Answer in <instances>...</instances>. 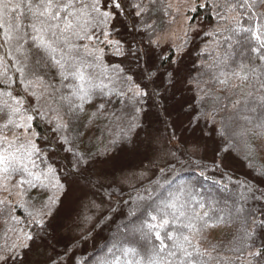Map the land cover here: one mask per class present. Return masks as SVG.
Listing matches in <instances>:
<instances>
[{
	"label": "snow or ice",
	"instance_id": "6c2138e0",
	"mask_svg": "<svg viewBox=\"0 0 264 264\" xmlns=\"http://www.w3.org/2000/svg\"><path fill=\"white\" fill-rule=\"evenodd\" d=\"M185 2L186 12L211 8L219 20L229 17L221 15L217 8L235 13L230 19L235 27L230 30L250 32L258 46L251 48L252 66L245 71L241 65L242 75L231 74L245 81L256 78L264 89V79H260L264 77V23L259 20L264 13L251 11L257 3L264 5V0ZM148 11L143 0H0V188L7 191L11 183L18 189L22 199L15 207L24 209L25 220L15 216L12 219L28 229H14L16 239L0 246V264H29L30 253L40 247L55 251L52 241L61 228L70 227L69 177L81 164L101 174H111L114 179L116 173L129 167L143 168L145 160L152 164L148 151L153 141L148 131L150 123L145 124V120L153 109H157L155 115L163 116L166 130H170L169 141L192 154L212 152L217 167L226 163L221 155L225 149L219 148L214 137H223L230 125L221 121L222 126L216 127L217 110L207 112L204 108L209 93L202 86L203 73L193 76L195 69L186 63L189 37L195 40L201 24L196 16L185 14L183 42L169 44L157 35L156 25L147 22ZM245 18H256L255 28H245L241 23ZM219 75L226 73L220 71ZM113 95L122 110L130 106L131 113L123 117V125L110 134L102 147L79 151L76 141L84 133L77 130L75 137L66 134L70 120L65 121L60 109L53 108L49 101L59 96L61 108H66L64 114L77 120L86 105L94 106L88 118L91 124L94 117L115 115L108 113ZM257 99L264 111V96ZM250 103L244 100V111L256 113L257 108L249 107ZM239 104L238 100L233 105L237 113ZM254 118L239 116L250 123ZM228 120L231 122L233 117ZM36 121L47 126L49 135L41 136L34 126ZM260 127L264 128V117ZM41 140L47 147L38 146ZM61 150L74 160L66 175H61L63 169L57 166ZM16 176L19 179L13 180ZM37 189L38 195L31 197L29 190ZM153 195L150 193L147 199L152 200ZM182 197L183 189L167 196L160 193L152 205L146 206V211L151 208L148 219L129 229L133 239L120 249L123 264H203L199 257L211 256L200 250L199 242L193 244V236L199 241L206 239L204 231L214 226L209 223L213 217L208 211L201 214ZM252 198L264 199V193ZM198 203L200 208L205 207L203 202ZM216 219L223 222L224 217ZM242 232L248 264H264V207L244 218ZM137 236L142 243H138ZM60 259L48 256L45 264H58ZM101 264H121V258Z\"/></svg>",
	"mask_w": 264,
	"mask_h": 264
},
{
	"label": "trees",
	"instance_id": "16d2710c",
	"mask_svg": "<svg viewBox=\"0 0 264 264\" xmlns=\"http://www.w3.org/2000/svg\"><path fill=\"white\" fill-rule=\"evenodd\" d=\"M226 2L230 0H220L221 4ZM143 3L149 8L145 16L147 22L156 25L157 34L162 33L169 24L168 0H143ZM216 11L228 16L229 20H219L211 8H198L196 13L187 11L188 15L197 17L201 24V31L194 41L191 40V36L189 37L186 63L190 69H195L192 72L193 76L200 72L203 73L202 86L209 93L205 98L204 108L207 112L217 110L216 127L222 126L221 121L230 125L223 137H214L219 148L225 149L221 155L225 157L226 163L217 167L213 164L214 154L210 158L206 155L195 156L177 144L174 147L177 155L174 162L164 166L163 171H158L145 182L128 189L104 188L89 174L93 168L81 164L71 177L89 183L94 189L100 191L110 205L92 228L76 240L68 243L59 240L52 241L55 249L53 259H57V256L62 257L58 264H101L102 261L111 262L116 257H120L121 264H123L125 258L120 249L129 246L127 242L133 239L129 235V229L148 219L147 212L151 211V208H147L146 211V206L152 205L160 193L167 196L169 192L175 193L181 189H183L182 198L187 200L192 207L201 214L208 211L213 217L209 223L214 226L204 231L206 239L199 241L198 237L193 236V244L199 242L202 252L211 253V256L206 254L199 257L203 264H248L247 249L241 243L243 221L252 210L264 207V199L252 198L253 196L260 197L261 193H264V161L261 156L264 149L262 143L264 128L260 127L264 111L260 109L257 99L264 96V89L260 88V82L256 78L250 77L245 81L240 76L231 74L241 72V65L245 66V71L247 67L252 66L251 48L257 47L258 44L250 32L230 30L235 27L230 22L235 13L226 12L224 8H217ZM251 11L264 13V5L257 3ZM259 20L264 23V16ZM137 23L138 27L142 26L139 21ZM241 23L245 28H255L256 18L252 20L245 18ZM205 33L212 34L205 35ZM144 38L146 40L147 35ZM183 40L184 37L182 42ZM225 57H228L227 62L222 63ZM111 62L114 63L115 60ZM201 65L204 67L201 68ZM213 65L215 68L211 67ZM220 71L225 72L226 75H219ZM224 80L227 82H219ZM105 83H107L106 80ZM57 87H59L58 83ZM246 98L251 101L249 107L257 108L256 113L244 111ZM111 100L108 113L122 111V105L117 102L118 98L115 95L111 96ZM238 100L240 104L237 106L239 109L237 113L233 105ZM52 101L60 109V114L65 121L70 120L69 131L66 134L75 137L77 130L84 133L80 140L76 141L79 151L86 152L89 149L102 147L104 142L110 138V134L107 130L105 131L107 126L105 122L110 121L111 116L94 117L92 123L89 124L88 118L95 111L94 106L86 105L85 111L78 114L79 119L77 120L74 117L70 119L64 114L66 108H61L59 96ZM125 109L131 111L130 106L123 110ZM156 112L157 109H153L148 119L153 122V119L157 118L159 125L164 127L165 133L169 134L170 130H166L167 125L163 116L158 117L155 115ZM244 115L255 118L251 123L239 119V116ZM230 116L233 117L231 122L228 120ZM86 124L88 128H85ZM34 126L38 127L41 136L49 135L44 123L36 121ZM38 145L41 148L47 147L42 140ZM65 156L67 159H62ZM56 159L57 166L63 169L61 175H66L70 170V165L74 162L72 155L61 150ZM216 164H220L219 158L216 159ZM16 178L19 179L18 176L13 177V179ZM34 191L30 193L31 197H34ZM150 193L155 194L152 200L147 199ZM141 196L145 197V200H139L138 197ZM198 202H203L205 207L200 208ZM15 205L16 203L12 208L16 217L22 221L25 220L24 209L15 207ZM237 209H243V211L238 212ZM132 213L135 215H131ZM221 216L224 217L223 222L216 219ZM19 226L28 230L23 223ZM136 239L138 243H142L139 242L138 236ZM66 252L67 255H65Z\"/></svg>",
	"mask_w": 264,
	"mask_h": 264
},
{
	"label": "rangeland",
	"instance_id": "374dc122",
	"mask_svg": "<svg viewBox=\"0 0 264 264\" xmlns=\"http://www.w3.org/2000/svg\"><path fill=\"white\" fill-rule=\"evenodd\" d=\"M168 6L170 8L169 24L162 33H158L157 35H162L169 44H180L184 37V19L185 14H187V4L185 0H168ZM49 102L53 108H58L52 100ZM130 112L131 111L128 109L114 112L115 115L111 116V118L109 117L111 120L105 122L107 125L105 131L107 130L109 134L118 131L119 126L123 125V117L129 115ZM117 117L121 119L117 120ZM148 120H145V124L150 123L148 131L151 133L153 141L148 151V159L152 161V164L150 165L148 160H145L143 168L135 166L129 167L125 169L123 173H116L115 179L111 174H101L98 170H91L89 174L104 188L118 187L121 189H128L135 187L150 179L164 166L177 159L176 151L174 150L177 143L169 141V134L165 133L164 127L159 125V120L157 118L153 119V122L151 119ZM262 143L264 145V141H262ZM189 152L191 153V151ZM193 155H206L210 158L213 153L209 152L203 154L197 152ZM261 156L264 161V149ZM17 179L18 178L13 180ZM69 179L72 181V189L69 194L71 201V210L69 213L70 220L67 221L70 227L61 228L56 238V240L66 243L76 240L78 237L87 233L110 205L109 201L104 199L100 191L94 189L89 183L76 177H71ZM38 191L39 189L33 192L34 197L38 195ZM29 192L31 193L32 190H29ZM42 198L43 197H41V199ZM21 199V196L18 194V189L14 188L11 183H9L7 191L0 188V201H5V203L0 204V246L11 244L16 239L17 233L14 229L19 230L21 228L19 224L12 219V217H16L12 207ZM38 206L39 204L37 207ZM56 240L54 242H56ZM48 256H55L51 247L37 248L30 253L29 264H45Z\"/></svg>",
	"mask_w": 264,
	"mask_h": 264
}]
</instances>
